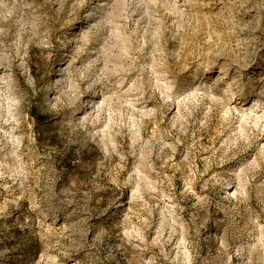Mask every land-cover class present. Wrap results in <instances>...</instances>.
<instances>
[{
	"label": "rangeland",
	"instance_id": "374dc122",
	"mask_svg": "<svg viewBox=\"0 0 264 264\" xmlns=\"http://www.w3.org/2000/svg\"><path fill=\"white\" fill-rule=\"evenodd\" d=\"M0 264H264V0H0Z\"/></svg>",
	"mask_w": 264,
	"mask_h": 264
},
{
	"label": "bare ground",
	"instance_id": "6f19581e",
	"mask_svg": "<svg viewBox=\"0 0 264 264\" xmlns=\"http://www.w3.org/2000/svg\"><path fill=\"white\" fill-rule=\"evenodd\" d=\"M258 102V101H257ZM224 108V107H223Z\"/></svg>",
	"mask_w": 264,
	"mask_h": 264
}]
</instances>
